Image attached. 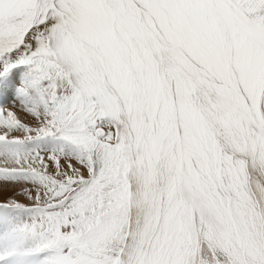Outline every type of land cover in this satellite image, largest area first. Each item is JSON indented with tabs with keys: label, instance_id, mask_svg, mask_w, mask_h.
<instances>
[{
	"label": "snow or ice",
	"instance_id": "1",
	"mask_svg": "<svg viewBox=\"0 0 264 264\" xmlns=\"http://www.w3.org/2000/svg\"><path fill=\"white\" fill-rule=\"evenodd\" d=\"M0 264H264V0H0Z\"/></svg>",
	"mask_w": 264,
	"mask_h": 264
},
{
	"label": "rangeland",
	"instance_id": "2",
	"mask_svg": "<svg viewBox=\"0 0 264 264\" xmlns=\"http://www.w3.org/2000/svg\"><path fill=\"white\" fill-rule=\"evenodd\" d=\"M18 199H20L23 202H27V201H24V198L23 197H18Z\"/></svg>",
	"mask_w": 264,
	"mask_h": 264
}]
</instances>
